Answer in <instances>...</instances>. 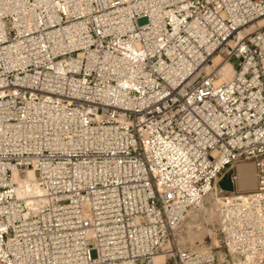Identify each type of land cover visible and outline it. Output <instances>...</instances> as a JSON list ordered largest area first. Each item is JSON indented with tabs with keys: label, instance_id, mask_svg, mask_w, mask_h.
Listing matches in <instances>:
<instances>
[{
	"label": "built area",
	"instance_id": "built-area-1",
	"mask_svg": "<svg viewBox=\"0 0 264 264\" xmlns=\"http://www.w3.org/2000/svg\"><path fill=\"white\" fill-rule=\"evenodd\" d=\"M263 18L264 0H0V264H217L174 230L247 160L252 189L214 188L217 229L228 264H264Z\"/></svg>",
	"mask_w": 264,
	"mask_h": 264
},
{
	"label": "rangeland",
	"instance_id": "rangeland-1",
	"mask_svg": "<svg viewBox=\"0 0 264 264\" xmlns=\"http://www.w3.org/2000/svg\"><path fill=\"white\" fill-rule=\"evenodd\" d=\"M230 62L236 66L237 60L231 58ZM241 163L252 162L250 160L238 162L232 168L221 171L213 181V188L205 195L202 204L189 209L174 230L175 238L181 247L197 251L211 248L215 252L217 264H228V259L217 229L214 188L225 192H242L252 189L239 188L237 179L233 182L229 180L230 173L236 172V166Z\"/></svg>",
	"mask_w": 264,
	"mask_h": 264
},
{
	"label": "bare ground",
	"instance_id": "bare-ground-1",
	"mask_svg": "<svg viewBox=\"0 0 264 264\" xmlns=\"http://www.w3.org/2000/svg\"><path fill=\"white\" fill-rule=\"evenodd\" d=\"M263 23H264V18L258 20L257 22L258 25ZM251 28H253V26H251L248 30H250ZM219 62H220V58L218 56L214 57L213 64L217 65ZM219 68L223 80H227L231 77L233 73V68L229 63H222L219 65ZM236 175H237V183L239 188H253L255 186L254 167L252 163H241L237 165ZM32 179H33V174L31 171H29L27 173V178L23 181V184L24 185L28 184L27 182H29Z\"/></svg>",
	"mask_w": 264,
	"mask_h": 264
},
{
	"label": "crops",
	"instance_id": "crops-1",
	"mask_svg": "<svg viewBox=\"0 0 264 264\" xmlns=\"http://www.w3.org/2000/svg\"><path fill=\"white\" fill-rule=\"evenodd\" d=\"M236 169H237V166H236ZM249 189V188H248Z\"/></svg>",
	"mask_w": 264,
	"mask_h": 264
}]
</instances>
